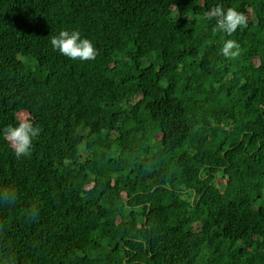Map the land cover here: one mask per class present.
<instances>
[{"label":"trees","instance_id":"obj_1","mask_svg":"<svg viewBox=\"0 0 264 264\" xmlns=\"http://www.w3.org/2000/svg\"><path fill=\"white\" fill-rule=\"evenodd\" d=\"M64 29L96 58L53 49ZM24 114L0 264H264V0H0V130Z\"/></svg>","mask_w":264,"mask_h":264},{"label":"clouds","instance_id":"obj_2","mask_svg":"<svg viewBox=\"0 0 264 264\" xmlns=\"http://www.w3.org/2000/svg\"><path fill=\"white\" fill-rule=\"evenodd\" d=\"M207 19L215 21V29L231 35L240 27L247 26V18L236 9L217 5L209 9L206 14ZM53 49L61 55L72 60L81 61L94 60L96 58V49L93 42L83 37L81 32L74 29H64L52 36L50 41ZM240 45L237 41L229 39L223 42L221 54L231 60L239 55ZM40 134V128L34 126L29 118L21 119L15 125H8L0 130V135L10 142L12 149L17 158L28 155L31 151L33 141ZM19 200V192L15 185H0V208L13 207ZM39 214L37 207L31 208L26 213L31 221Z\"/></svg>","mask_w":264,"mask_h":264},{"label":"rangeland","instance_id":"obj_3","mask_svg":"<svg viewBox=\"0 0 264 264\" xmlns=\"http://www.w3.org/2000/svg\"><path fill=\"white\" fill-rule=\"evenodd\" d=\"M22 117H23V118H29V119H30V116H27L26 114H24ZM218 182H219V185L224 186V183H225V182H223L221 179H219Z\"/></svg>","mask_w":264,"mask_h":264}]
</instances>
